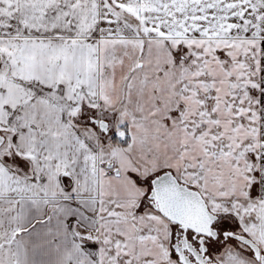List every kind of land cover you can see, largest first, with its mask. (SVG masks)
<instances>
[{
  "label": "snow or ice",
  "instance_id": "snow-or-ice-1",
  "mask_svg": "<svg viewBox=\"0 0 264 264\" xmlns=\"http://www.w3.org/2000/svg\"><path fill=\"white\" fill-rule=\"evenodd\" d=\"M0 264H264V0H0Z\"/></svg>",
  "mask_w": 264,
  "mask_h": 264
}]
</instances>
